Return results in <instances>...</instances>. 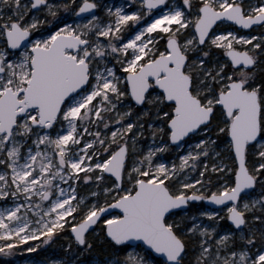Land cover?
<instances>
[{
  "label": "snow or ice",
  "instance_id": "obj_1",
  "mask_svg": "<svg viewBox=\"0 0 264 264\" xmlns=\"http://www.w3.org/2000/svg\"><path fill=\"white\" fill-rule=\"evenodd\" d=\"M66 231L44 264H264V0H0V253Z\"/></svg>",
  "mask_w": 264,
  "mask_h": 264
},
{
  "label": "rangeland",
  "instance_id": "obj_2",
  "mask_svg": "<svg viewBox=\"0 0 264 264\" xmlns=\"http://www.w3.org/2000/svg\"><path fill=\"white\" fill-rule=\"evenodd\" d=\"M103 3H110L113 0H102ZM119 2H123V0H119ZM100 13L103 14V8H101ZM172 155H175V151L169 155L171 158ZM192 211H196L195 206H193ZM95 239L100 240L102 237H96L95 233H93ZM71 237V233L66 231L63 236H60L58 239H54L53 241L48 242L47 244H42L40 249H37L35 252H27L24 250L23 246L19 247L13 255L7 256L3 253H0V264H44L45 261L58 258L64 255L63 245L65 242ZM43 240V237L40 238ZM34 242L29 241L28 247H32ZM99 255L90 251L82 260L84 261H92L94 258Z\"/></svg>",
  "mask_w": 264,
  "mask_h": 264
},
{
  "label": "trees",
  "instance_id": "obj_3",
  "mask_svg": "<svg viewBox=\"0 0 264 264\" xmlns=\"http://www.w3.org/2000/svg\"><path fill=\"white\" fill-rule=\"evenodd\" d=\"M92 252L99 256L101 255V249L99 248L98 244H97V247Z\"/></svg>",
  "mask_w": 264,
  "mask_h": 264
}]
</instances>
